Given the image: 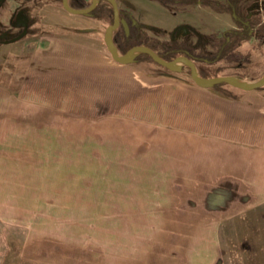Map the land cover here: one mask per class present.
Returning a JSON list of instances; mask_svg holds the SVG:
<instances>
[{
    "label": "rangeland",
    "instance_id": "obj_1",
    "mask_svg": "<svg viewBox=\"0 0 264 264\" xmlns=\"http://www.w3.org/2000/svg\"><path fill=\"white\" fill-rule=\"evenodd\" d=\"M18 4L28 5L30 13L45 14L34 0L0 2V36L2 33L14 36L19 32L20 28L12 27L11 21L21 24L27 15L22 6L21 10L13 9ZM134 7L132 11L138 19L148 24L143 25L156 23L147 7L136 4ZM103 20L104 29L110 20L106 17ZM160 23L168 26L166 22ZM35 24L40 29L53 27L47 23L48 26ZM74 25L71 20H65L56 26H65L59 31L66 33L67 28ZM181 28L190 29L186 25ZM184 32L186 40L196 38L188 35L189 31ZM183 35L181 30L176 33L180 39ZM152 36L156 38L155 34ZM226 39L228 54L234 51L238 39L232 33L227 34ZM21 40L0 45V264H25L24 260L31 264L43 261L59 264L167 263L159 259L165 247L161 242L166 240L170 247H176L179 234H167L165 239L160 237V242L157 240L160 233L153 239V231H160L165 221L175 222L186 216L187 210L196 209L195 185L190 186L193 196H189L182 192L185 185L177 181L167 184L164 180L188 171L180 170L183 155L174 153L165 134L180 131L178 103L186 96H194V92L184 89L179 82L194 85L189 75L187 72L171 75L172 72H165L162 67L143 59L139 64L119 70L122 81L119 74L118 87L110 88L106 96L99 95V88L90 80H80L84 73L76 72V95L69 98L70 105L66 103L67 97L60 99L63 103L51 97V88H45L42 99L49 103L40 104L37 100L41 99L33 90L27 98L19 96L29 56L24 59L11 57L9 51ZM217 43L222 44L223 40ZM251 48L245 43L239 49L244 56L238 58L239 62L252 63L249 71L239 70L248 75L263 68V63L261 66L252 60ZM20 49L21 53L23 49ZM215 50V46H207L204 51L194 52L200 57L195 65L203 77L224 76L229 72L228 65L223 63L224 52L217 59ZM108 56L112 60L109 53ZM9 58L11 64L5 63ZM144 72H164L156 76L176 81L156 79V83L148 84ZM136 80L141 83L138 85ZM30 84L35 87L34 80ZM69 84L71 87V80ZM218 88L235 89L225 84H218ZM56 101L59 104L52 103ZM190 173L194 175L195 169ZM207 197L200 210L203 206L205 211H219L220 202L212 200L210 194ZM165 203L169 207L165 212L172 214L176 209V216L153 217V213L147 211L153 204L164 209ZM156 225L158 228L154 229ZM221 225L227 226V231L219 234L220 261L222 259L224 264H264V215L232 217ZM245 225L248 232H245ZM172 248L170 253L174 252ZM159 260L161 263L157 262Z\"/></svg>",
    "mask_w": 264,
    "mask_h": 264
},
{
    "label": "crops",
    "instance_id": "obj_2",
    "mask_svg": "<svg viewBox=\"0 0 264 264\" xmlns=\"http://www.w3.org/2000/svg\"><path fill=\"white\" fill-rule=\"evenodd\" d=\"M7 1L0 0L5 4ZM34 1L37 4L38 2L43 4L41 12L45 14L42 16L41 25L49 24L53 27L50 30L44 27L38 35L28 36L27 39L24 37V40L20 39L21 41L12 49L10 48L11 57L17 56L24 59L29 56L26 74L19 87V96L27 98L29 91L33 90L35 96L41 99L37 100V103H49L42 99L45 97V88H51V97H57L59 103H63L60 99L67 97L66 103L70 105L69 98L76 95L74 85L76 72L84 73L79 77L80 80L86 79L96 84L99 95L103 93L107 96L110 88H114L115 85L118 87L119 74L121 81L123 78L119 70L122 71L123 67L134 66V64L120 65L109 59L104 40V31L108 25L103 29L104 20L71 14L54 0ZM81 1L75 0L74 8L91 2V0ZM115 1L122 16L131 14L138 21V17L132 11L135 8L134 5L147 7L149 14L156 20V23H153L154 27L171 31L176 25H186L205 37H215L217 42L222 40L223 32L236 28L225 0H195L193 4L183 0L185 3L166 7L159 4L158 0ZM212 1L223 4V9H217ZM21 6L25 12L28 6L25 4L15 5L13 9L21 10ZM65 20H71L75 25L67 28L66 33H62L59 30H63L65 26L58 28L56 25L65 23ZM139 22L147 24L141 20ZM160 22H166L168 26ZM255 22L258 25L257 20ZM182 32L183 36L187 34L184 30ZM239 39L234 44V51L222 58L224 65L229 67V72L224 76L243 79L247 82L255 81L264 74L262 48L259 47L255 34L244 40ZM195 40L196 38H193L191 41ZM245 43L252 47L249 50L252 60L258 61L261 66L263 63V68L260 67L254 75L243 73L246 70L249 71L252 63L245 64L238 59L244 58L239 53V49ZM18 49L23 51L20 53ZM11 62V58L5 60V63L11 64ZM239 64L245 65L241 67ZM242 68L244 71L239 72ZM144 74L148 84L156 83V79L176 81L170 77L156 76L147 72ZM33 80L34 88L30 84ZM136 82L138 85L141 83L137 80ZM179 83L185 87L184 89L190 88L194 96L191 98L186 96L178 103L181 108L180 131L172 132L170 135L166 133L165 136L169 138L167 142L175 150L174 153L183 155L180 158V170L188 171L182 172L178 177L173 176L164 180L167 184L177 181V184L185 185L182 192H187L189 196L191 194L193 196V188L190 186L195 185L196 209L195 211L187 210V215L179 217L177 221L175 219V222L165 221L164 227L160 226L163 230L159 231L156 225L154 229L157 230L153 231V239L158 233L161 234L158 235V241L162 237L165 239L167 234H179L176 247H170L166 240L165 243L160 241L165 247L158 245L164 247V252L159 259H162V263L168 261L164 264H224L222 259L220 261L219 234L227 231L225 230L227 226L221 225V222L232 217L252 218L264 215L262 213L264 211V87L250 91L236 88L233 91H226L219 88H199L184 81ZM52 103L59 104L57 101ZM185 161L189 162L185 163ZM193 169H195L194 175L190 173ZM207 194L212 195V200L220 202L219 211H205L203 206L205 212L200 210L203 200L208 198ZM166 203L164 209L157 208L153 204L147 211L149 214L153 213V217L176 216V209L172 214L165 212L169 209ZM245 232H248L246 225ZM259 232H262V229ZM171 248L174 252L170 253ZM24 261L25 264H31ZM29 261L36 263L33 260ZM157 262L161 263L160 260ZM40 263L59 264L48 261Z\"/></svg>",
    "mask_w": 264,
    "mask_h": 264
},
{
    "label": "trees",
    "instance_id": "obj_3",
    "mask_svg": "<svg viewBox=\"0 0 264 264\" xmlns=\"http://www.w3.org/2000/svg\"><path fill=\"white\" fill-rule=\"evenodd\" d=\"M159 4L163 6H171L172 4H179L184 3L183 0H158ZM190 4L195 3V0H188ZM213 6L217 7V9H223V4L219 2H213ZM226 7H229L230 12V6L228 3H226ZM80 8H84L80 7ZM36 14L28 13V17H32L29 19V21L24 19V22L28 24V29L25 32V34L18 38V36L21 33H16L14 36H7L6 34H3L0 36V45L16 42L20 39H23L26 36H34L41 33V29L37 27L35 24L36 21ZM88 17H93L97 19H103V17L108 18L110 23H112L113 20V12L112 7L109 4L108 6L104 3H99L88 15ZM34 17V18H33ZM132 18V17H129ZM126 19V22L128 23V34H126V31L119 27L116 30L112 32V38L113 42L117 47V51L120 54L125 53L130 47L135 45H143L146 47L151 48L160 58L164 60H172L173 58L177 56H186L187 58L191 59L192 61L198 60L200 57L198 55H195L194 52L204 51L207 46H211L216 48L215 50V57L219 59L224 52L223 56L226 55V49H225V41L227 40V34L231 33V31H225L222 34V44L217 43V39L215 37L209 38L205 37L204 35L195 32L197 34V39L195 41H187L186 37H183L181 39L177 38L175 36L176 28L172 29L171 31H166L161 28H157L154 26H146L143 24H140L138 22L132 23L130 19ZM241 39L249 38L250 35L241 31ZM152 34L156 35L152 36ZM216 42V43H215ZM257 42L259 44V47H264V31L257 36ZM216 44V45H215ZM201 45V47H200ZM219 54V55H217ZM202 58V56H201ZM143 59H147L148 61L152 62V60L145 54L140 53L137 56H135V63H141ZM154 63V62H152ZM155 64V63H154ZM165 70V69H164ZM165 72H168L165 70ZM155 75H162L163 73L154 72ZM171 75L173 73H170ZM187 74L189 75V71H187ZM199 76L203 77L198 73ZM264 87V86H263ZM261 87V88H263ZM214 88H218V85H216Z\"/></svg>",
    "mask_w": 264,
    "mask_h": 264
},
{
    "label": "water",
    "instance_id": "obj_4",
    "mask_svg": "<svg viewBox=\"0 0 264 264\" xmlns=\"http://www.w3.org/2000/svg\"><path fill=\"white\" fill-rule=\"evenodd\" d=\"M98 0H91L90 5L85 9H73L68 6L67 0H61V4L64 10L74 15H88L96 6ZM110 2L113 12V21L109 24L104 31V40L107 46V51L111 59L119 64L127 65L135 63V56L140 53L147 55L152 62L162 67L168 72L180 74L184 72L183 65L189 71V78L191 82L199 88L210 89L214 88L218 84H225L230 87L240 89L243 91H250L259 89L264 86V74L259 79L252 82H242L231 76H216V77H201L198 75L195 63L186 56H177L172 60H164L160 58L151 48L143 45H135L130 47L125 53L120 54L117 51V47L113 42L112 32L116 30L119 25H122L128 34L127 24L124 20L119 19V11L115 0H107ZM26 27V25L22 24ZM184 31H188L187 28H183ZM26 30H24L19 36H23ZM3 37V36H1Z\"/></svg>",
    "mask_w": 264,
    "mask_h": 264
},
{
    "label": "flooded vegetation",
    "instance_id": "obj_5",
    "mask_svg": "<svg viewBox=\"0 0 264 264\" xmlns=\"http://www.w3.org/2000/svg\"><path fill=\"white\" fill-rule=\"evenodd\" d=\"M54 1L57 2L58 5L62 6L61 0H54ZM79 1L82 2L81 0H79ZM74 2H75V0H67L68 6L73 8V9H85L90 5V4H88V5L86 4V5H84V8H80V7L74 8V6H75ZM99 3H104L107 6H108V4H110L109 1L104 2L103 0H98L96 6ZM225 3L229 4L230 16L233 18L235 25H236L235 30H230V31L232 34L237 36L238 40H240L239 38H241L240 33L242 34V32H240V30L243 31L245 33V35H246V33L249 34L250 37H251V35L255 34L256 38L258 35H260L264 31V0H225ZM172 5H174V4H172ZM38 6H39L38 8L40 10L41 7L43 6V4L41 2H39ZM118 11H119V19L120 20H124L126 22V19L131 17L129 15L122 16V13L120 12L119 9H118ZM24 13H26V15H27L25 20L29 21V19L32 18V17H28L29 9L26 8V11ZM32 13H34V11ZM36 14H37L36 21L41 24L42 16H39L37 12H36ZM103 19H104V17H103ZM129 19L131 20L132 23L138 22V21H136V19L133 16H132V18H129ZM99 20H102V19H99ZM256 20L258 22V25L255 24ZM11 22H12V27L20 28L18 33H22L24 30L27 31V29H28V24L24 22L23 18L21 20V24L17 25L15 22H13V21H11ZM22 24L26 25V27L23 26ZM126 24H127V29H128V23L126 22ZM254 25H256L255 30H254ZM119 27L123 28L122 25H119ZM174 28H176L175 36H176L177 31L183 30V28H181V25H176V27H174ZM41 31H43V30L41 29ZM189 32H190L189 35L190 34L195 35L196 39H197V34L195 33V32H197L196 30L189 29ZM184 37H187V36H184ZM193 62L196 64V61H193ZM183 69H184V72L188 71L186 69V67H183Z\"/></svg>",
    "mask_w": 264,
    "mask_h": 264
}]
</instances>
